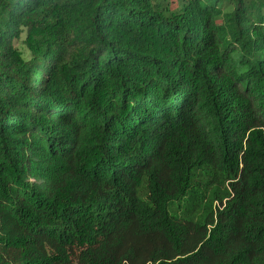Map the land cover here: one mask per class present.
<instances>
[{
    "label": "trees",
    "instance_id": "1",
    "mask_svg": "<svg viewBox=\"0 0 264 264\" xmlns=\"http://www.w3.org/2000/svg\"><path fill=\"white\" fill-rule=\"evenodd\" d=\"M0 264H264V0H0Z\"/></svg>",
    "mask_w": 264,
    "mask_h": 264
}]
</instances>
